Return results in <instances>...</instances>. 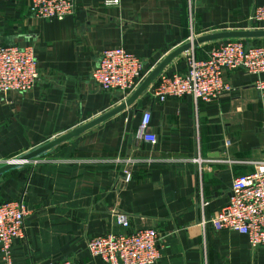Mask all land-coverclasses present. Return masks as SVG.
Returning a JSON list of instances; mask_svg holds the SVG:
<instances>
[{
    "label": "crops",
    "instance_id": "0c3cea01",
    "mask_svg": "<svg viewBox=\"0 0 264 264\" xmlns=\"http://www.w3.org/2000/svg\"><path fill=\"white\" fill-rule=\"evenodd\" d=\"M28 5L0 0V46H34L39 71L31 91L0 94V159L25 154L124 102L130 94L103 91L90 78L103 50L133 53L146 76L188 41L248 29L247 17L264 0H119L117 6L76 0L60 21L36 18ZM255 28L264 30V23ZM220 40L192 47L196 58L204 60ZM245 43L264 46V38ZM185 54L163 71L183 72ZM224 79L232 90L210 103L188 95L160 102L151 84L130 106L36 163L1 173L0 204L22 199L27 210L12 264H107L89 255L87 239L142 228L160 235L154 264H264V246L251 248L245 236L208 222L227 202L233 178L252 172L248 162L264 161V98L241 69L226 71ZM145 111L155 144L134 136ZM196 156L212 162L198 166L191 161ZM203 199L208 204L201 208ZM116 214L127 217L128 228L115 223Z\"/></svg>",
    "mask_w": 264,
    "mask_h": 264
},
{
    "label": "built area",
    "instance_id": "2783aa9c",
    "mask_svg": "<svg viewBox=\"0 0 264 264\" xmlns=\"http://www.w3.org/2000/svg\"><path fill=\"white\" fill-rule=\"evenodd\" d=\"M105 6H117L119 0H103ZM76 0H29L30 13L40 19L63 20L74 12ZM248 29L264 23V5L255 7L247 17ZM245 39H223L211 47L204 60H198L193 48L185 53V70L169 73L162 71L152 83L151 94L160 102L167 98L191 96L194 101L210 103L219 95L232 90L224 79L226 71L241 69L253 77V86L264 98V46L246 44ZM145 77L143 62L123 47L105 49L90 78L103 91H118L129 95ZM39 78L38 61L32 45L23 47L0 46V94H23L31 91ZM149 112L142 113L135 138L150 144L156 143L154 134L148 131ZM17 155L0 159V167H14L35 160H20ZM191 161L198 166L212 162L200 156ZM131 160H127L130 164ZM229 162V161H225ZM252 172L233 178L227 202L208 221L219 230L237 232L245 236L251 248L264 246V161L248 162ZM124 181L130 180L129 170L123 171ZM208 204L204 199L201 208ZM26 205L22 199L0 204V253L4 264H12V246L25 239ZM115 223L128 228V219L116 214ZM205 224V221H203ZM159 233L142 228L125 233H107L86 241L91 257H98L107 264H154L160 257ZM48 264H77L61 260Z\"/></svg>",
    "mask_w": 264,
    "mask_h": 264
},
{
    "label": "water",
    "instance_id": "95a60500",
    "mask_svg": "<svg viewBox=\"0 0 264 264\" xmlns=\"http://www.w3.org/2000/svg\"><path fill=\"white\" fill-rule=\"evenodd\" d=\"M264 38V30L258 29H246L241 31H225V32H217L212 34H207L204 36L197 37L191 41L184 43L183 45L179 46L178 48L174 49L170 53H168L160 62L155 66L140 82V84L134 89L132 93L118 106L113 108L112 110L106 112L105 114L77 127L73 130L69 131L68 133L59 136L58 138L51 140L50 142L43 144L33 150L23 154L20 156V160L22 161H29L41 154L45 153L46 151L52 149L58 144H61L65 141H68L72 138L78 137L80 134L85 132L86 130L90 129L91 127L105 121L106 119L114 116L115 114L119 113L120 111L124 110L126 107L130 106L136 99H138L142 94H144L149 86L156 80L157 76L166 68V66L176 57L181 55L182 53L190 50L192 47L209 42L214 40L220 39H258ZM15 164H6L0 167V174L13 168Z\"/></svg>",
    "mask_w": 264,
    "mask_h": 264
},
{
    "label": "rangeland",
    "instance_id": "374dc122",
    "mask_svg": "<svg viewBox=\"0 0 264 264\" xmlns=\"http://www.w3.org/2000/svg\"><path fill=\"white\" fill-rule=\"evenodd\" d=\"M245 41V40H244ZM34 160V159H33Z\"/></svg>",
    "mask_w": 264,
    "mask_h": 264
}]
</instances>
